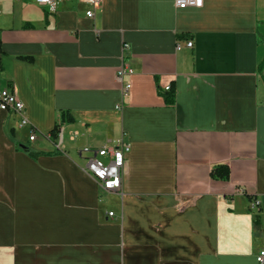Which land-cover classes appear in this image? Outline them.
<instances>
[{
    "label": "crops",
    "instance_id": "crops-1",
    "mask_svg": "<svg viewBox=\"0 0 264 264\" xmlns=\"http://www.w3.org/2000/svg\"><path fill=\"white\" fill-rule=\"evenodd\" d=\"M88 9L0 0V90L39 135L0 109V264H261L264 209L250 203L264 195V0ZM121 141L123 187L105 191L82 150ZM218 164L227 180L212 178Z\"/></svg>",
    "mask_w": 264,
    "mask_h": 264
},
{
    "label": "built area",
    "instance_id": "built-area-1",
    "mask_svg": "<svg viewBox=\"0 0 264 264\" xmlns=\"http://www.w3.org/2000/svg\"><path fill=\"white\" fill-rule=\"evenodd\" d=\"M24 1V0H15ZM41 6L47 7L50 11L56 12L60 6L68 0H30ZM89 6L86 11L88 17H94L96 10L102 5L103 0H79ZM204 0H175V4L179 8L201 7ZM2 11L0 10V14ZM192 41L187 42L188 47H193ZM124 49L129 48V44L123 45ZM177 48L181 49L182 44L178 43ZM134 73L132 67L124 63L119 67L117 78L123 83V94L126 95L132 87L131 82H125L126 76ZM171 85L165 87L169 90ZM122 105H117L120 108ZM0 109L11 111L19 116V126L28 127L30 129L29 139L35 141L38 138V132L32 125L27 116L25 103L9 88L0 90ZM57 146L60 144L57 142ZM131 150V144L128 142H119L117 144H107L98 149L85 147L82 152L87 154L85 170L90 173L97 181L98 185L105 191H120L123 187V176L127 160V155ZM107 158V160H104ZM250 209L253 211H261L264 209V195L262 197H253L250 203ZM114 212L111 211L110 215ZM259 263L264 264V249L257 255Z\"/></svg>",
    "mask_w": 264,
    "mask_h": 264
},
{
    "label": "trees",
    "instance_id": "trees-1",
    "mask_svg": "<svg viewBox=\"0 0 264 264\" xmlns=\"http://www.w3.org/2000/svg\"><path fill=\"white\" fill-rule=\"evenodd\" d=\"M160 93L164 97L167 105H170V106L175 105L176 99H177V93H176V88L173 85L171 86L169 90L163 91L160 89ZM66 121H69V122L74 121V116L72 115L70 111H67V110L61 112V122L64 123ZM57 131H58V126H55V128L50 133L55 142L57 139L56 138ZM27 151L30 154V156L33 157L34 159H37L43 155H52L56 153V151H53V152L39 151L31 147ZM211 176L213 179H216V180H227L230 176V168L226 164H218L215 167H213L211 171Z\"/></svg>",
    "mask_w": 264,
    "mask_h": 264
},
{
    "label": "water",
    "instance_id": "water-1",
    "mask_svg": "<svg viewBox=\"0 0 264 264\" xmlns=\"http://www.w3.org/2000/svg\"><path fill=\"white\" fill-rule=\"evenodd\" d=\"M20 147H21L22 149H29V146H27L26 144H20Z\"/></svg>",
    "mask_w": 264,
    "mask_h": 264
},
{
    "label": "rangeland",
    "instance_id": "rangeland-1",
    "mask_svg": "<svg viewBox=\"0 0 264 264\" xmlns=\"http://www.w3.org/2000/svg\"><path fill=\"white\" fill-rule=\"evenodd\" d=\"M263 28H264V24L263 23H261L260 24V32H262L263 31ZM68 141V140H67ZM29 146H31V143L29 144Z\"/></svg>",
    "mask_w": 264,
    "mask_h": 264
}]
</instances>
